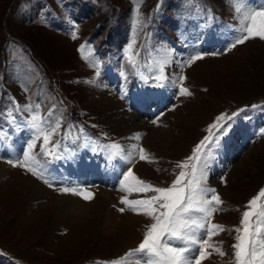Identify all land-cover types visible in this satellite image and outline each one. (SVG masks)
Instances as JSON below:
<instances>
[{"label": "rangeland", "instance_id": "374dc122", "mask_svg": "<svg viewBox=\"0 0 264 264\" xmlns=\"http://www.w3.org/2000/svg\"><path fill=\"white\" fill-rule=\"evenodd\" d=\"M261 8L264 0H0V264H141L138 254H127L155 221L121 200L158 194L122 190L129 168L153 188L171 187L183 170L186 191L190 179L215 190L204 196H219L210 218L223 230L210 237L206 227L196 230L208 240L201 264H236L237 229L258 197L251 231L259 230L254 264H260L264 39L231 45L244 34V17ZM196 55L202 58L188 64ZM111 97L133 121L123 126ZM33 115L43 134L56 129L48 154ZM221 115L228 127L202 153L209 157L206 174L198 165L193 178L190 165H179ZM141 126L128 158L125 140ZM84 150L92 164L88 182L75 170ZM26 151L33 158L28 166L42 176L23 166ZM90 163L81 166L86 171ZM96 164L100 171H93ZM101 168L113 172L114 182Z\"/></svg>", "mask_w": 264, "mask_h": 264}, {"label": "snow or ice", "instance_id": "6c2138e0", "mask_svg": "<svg viewBox=\"0 0 264 264\" xmlns=\"http://www.w3.org/2000/svg\"><path fill=\"white\" fill-rule=\"evenodd\" d=\"M239 11V9H237ZM247 21L246 26L241 30L242 34L238 37L235 42L231 45L235 47L237 44L244 43L247 39L253 36H258L264 39V8L260 10H252L248 15L244 17ZM83 47V46H82ZM202 57L196 55L191 57L187 62L191 64L195 60H199ZM183 81L184 77H180ZM156 86H162L159 81L161 77L156 76ZM181 94H186L188 90L184 87L179 89ZM30 107V106H27ZM32 128L37 132V139L40 135H43V145L41 151L45 154L49 153L48 144L50 136L56 131L54 128L52 132L43 134V129L40 123L37 122V116L33 115L30 122ZM228 127V121L221 115L217 120L210 125L209 133L206 135L194 148L193 155L187 159L186 162H182L179 166L182 169L191 166V176L196 178L198 165L201 169V175L206 174L208 167L209 157L205 156L202 159V153L208 148L213 142L216 141L217 137L224 134V130ZM215 129V134L212 135V130ZM35 145V139L28 144V149L31 150ZM109 147H118L116 145H110ZM140 158H144V150L140 149ZM215 149H213V152ZM56 158H60L56 156ZM33 158L26 151L23 157V166L27 167L33 175L42 176L43 171H37L35 167H30L29 161ZM195 161V163H192ZM189 175L185 171H181L179 177L173 182L171 187H155L137 179L131 168L123 174V180L121 181L122 190L125 191H154L158 195L151 197L150 199L141 200H127L122 199L121 203L127 205L132 210L137 211L142 209L148 216L154 219V223L151 224L149 230L146 232L143 241L139 246L131 250L127 256L138 254V259L141 264H201V260L204 259L208 253L205 251L208 245V240H200L195 232L197 229L204 230L205 223L202 222L210 218L215 211L213 205H219L221 203L218 195H211L210 198H205L204 193H214V189L201 188L199 185V179H190L187 182L186 188L182 185L184 178ZM64 192H73L74 194L81 195L84 199H90L92 197L91 192L77 191L72 188H64ZM261 196H264V190H261ZM257 198L251 200L248 204L249 211L243 213V219L241 221V229H237L239 235L237 236V243L233 245L236 249L235 259L236 264H254L257 256V244L260 243L256 237V233L251 231V218L256 215L255 208L257 206ZM159 204V207L155 205ZM123 211V209H120ZM203 213V217L200 221L195 218H191V213ZM264 216V213H261ZM223 230L221 226L212 224L206 229V235L211 236L216 231ZM189 245H198V255H194L193 249ZM261 256L260 264H264V251L259 253ZM251 257V259H249ZM127 258V257H126ZM114 264V262H113Z\"/></svg>", "mask_w": 264, "mask_h": 264}, {"label": "bare ground", "instance_id": "6f19581e", "mask_svg": "<svg viewBox=\"0 0 264 264\" xmlns=\"http://www.w3.org/2000/svg\"><path fill=\"white\" fill-rule=\"evenodd\" d=\"M165 98V97H164ZM112 99V102L113 104L111 105V108H114L115 110H117L118 112V116H120L121 120L123 121V126H125L124 124H128L129 122L133 121V114H129V113H126V107L124 106V104H121L120 101H118L119 99L117 97H111ZM111 101V100H110ZM109 103V102H108ZM120 123V122H119ZM122 124V123H121ZM127 127V126H126ZM130 127V126H129ZM129 129V128H128ZM143 129V126H141L140 128L139 127H135L133 128L132 130V133H131V136L126 139V143L128 142V146L125 147V149H130L128 151V153H126V155L128 156V158L130 157L129 156V152H132L133 151V148L135 147V143H137V139L139 138V135H140V131ZM130 130V129H129ZM154 132V131H153ZM129 135V134H128ZM137 135V136H136ZM83 164H88L90 163V160L87 156H84V161L82 162ZM81 163V165H83ZM121 166H122V163H120ZM144 164V163H143ZM90 165V164H89ZM84 166V165H83ZM95 170V168H94ZM104 172V174L106 175L107 179L108 180H112L114 182V176L110 173H108L107 171L105 170H102ZM87 173V170L85 173L83 174H86ZM81 177V176H80ZM106 193V192H105ZM109 196V195H107ZM106 196V197H107ZM111 199V197H109Z\"/></svg>", "mask_w": 264, "mask_h": 264}]
</instances>
